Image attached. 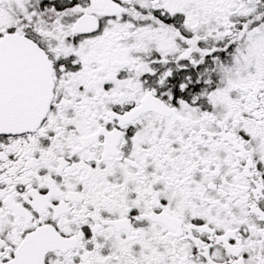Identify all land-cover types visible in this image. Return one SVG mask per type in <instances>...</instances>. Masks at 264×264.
<instances>
[{
  "label": "snow or ice",
  "instance_id": "6c2138e0",
  "mask_svg": "<svg viewBox=\"0 0 264 264\" xmlns=\"http://www.w3.org/2000/svg\"><path fill=\"white\" fill-rule=\"evenodd\" d=\"M0 264H264V0H0Z\"/></svg>",
  "mask_w": 264,
  "mask_h": 264
}]
</instances>
